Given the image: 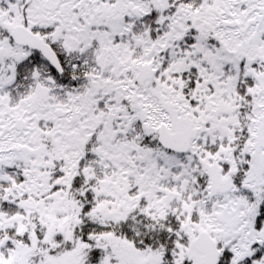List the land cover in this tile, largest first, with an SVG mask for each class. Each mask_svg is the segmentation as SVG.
<instances>
[{
    "label": "snow or ice",
    "instance_id": "snow-or-ice-1",
    "mask_svg": "<svg viewBox=\"0 0 264 264\" xmlns=\"http://www.w3.org/2000/svg\"><path fill=\"white\" fill-rule=\"evenodd\" d=\"M0 264H264V0H0Z\"/></svg>",
    "mask_w": 264,
    "mask_h": 264
}]
</instances>
